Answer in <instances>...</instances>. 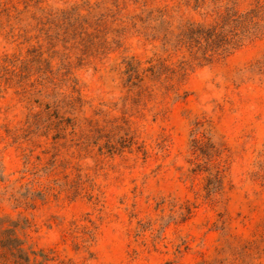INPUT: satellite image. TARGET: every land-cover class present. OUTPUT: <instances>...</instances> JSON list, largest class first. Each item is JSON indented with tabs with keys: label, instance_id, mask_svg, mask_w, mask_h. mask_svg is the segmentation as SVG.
Returning a JSON list of instances; mask_svg holds the SVG:
<instances>
[{
	"label": "rangeland",
	"instance_id": "1",
	"mask_svg": "<svg viewBox=\"0 0 264 264\" xmlns=\"http://www.w3.org/2000/svg\"><path fill=\"white\" fill-rule=\"evenodd\" d=\"M9 229L30 264H264V0H0Z\"/></svg>",
	"mask_w": 264,
	"mask_h": 264
},
{
	"label": "trees",
	"instance_id": "2",
	"mask_svg": "<svg viewBox=\"0 0 264 264\" xmlns=\"http://www.w3.org/2000/svg\"><path fill=\"white\" fill-rule=\"evenodd\" d=\"M236 25L239 24L240 26L249 23L254 20V17L257 16L255 10L248 11L245 14H234ZM230 19V18H229ZM233 36H237V32L232 33ZM221 36L220 30L217 27H203V26H195L192 24H188L184 27L180 42L184 43V39H189V45L196 42L195 45L199 47V49L204 51V54L211 52L210 55L219 52V50L225 51L226 47L225 42L217 43L219 37ZM225 36V35H222ZM226 37H224L225 39ZM6 237L0 240V248L4 250L3 253L0 254V257H3L5 261L0 262V264H7L6 260H8V254L11 255L14 259V264H30L31 256L28 251L23 247L22 241L14 236L12 230H6ZM36 255L35 252H33ZM44 259L46 256L42 254ZM35 261L38 259L35 257ZM43 262H37V264H42Z\"/></svg>",
	"mask_w": 264,
	"mask_h": 264
}]
</instances>
